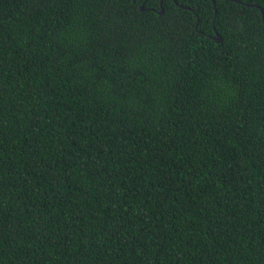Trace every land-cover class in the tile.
<instances>
[{
	"label": "trees",
	"instance_id": "trees-1",
	"mask_svg": "<svg viewBox=\"0 0 264 264\" xmlns=\"http://www.w3.org/2000/svg\"><path fill=\"white\" fill-rule=\"evenodd\" d=\"M0 264H264V0H0Z\"/></svg>",
	"mask_w": 264,
	"mask_h": 264
},
{
	"label": "water",
	"instance_id": "water-1",
	"mask_svg": "<svg viewBox=\"0 0 264 264\" xmlns=\"http://www.w3.org/2000/svg\"><path fill=\"white\" fill-rule=\"evenodd\" d=\"M211 1H212V3H214V0H211ZM162 2H163V0H160V7H162ZM141 10L142 11L144 10V4L141 5ZM160 13L162 14L163 13V10H161ZM215 13H216V11H214V15H215ZM197 25H198V23H197ZM214 34H215L214 41L217 42V43H219L221 41L220 36H218V34L215 33V32H214Z\"/></svg>",
	"mask_w": 264,
	"mask_h": 264
}]
</instances>
